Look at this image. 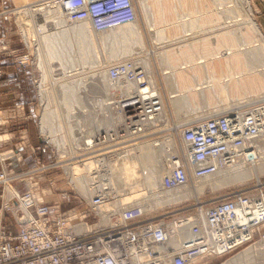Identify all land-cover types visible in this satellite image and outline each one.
<instances>
[{"label": "rangeland", "instance_id": "1", "mask_svg": "<svg viewBox=\"0 0 264 264\" xmlns=\"http://www.w3.org/2000/svg\"><path fill=\"white\" fill-rule=\"evenodd\" d=\"M57 1L55 0V4H58ZM171 1L172 0H170L168 3L171 6L170 8L171 11L165 14V22L172 20L176 25L174 23L166 24L163 22L164 19H161L163 21L159 20V18L157 17L160 11H158V9H156L155 7H154L155 8L154 11L155 12L157 11L156 14L154 11H151V9H149L151 8V6L156 5V3H154V0H132L133 7L135 8L134 10L136 11V16H137L136 21L139 25L141 32V40H143L137 43L138 45L137 47H135L133 52L135 55H132L129 58L116 61L113 63H105L104 65L101 66L91 65L92 69H87L84 71L80 70L81 72L79 73L75 71L76 74L72 73L73 75L71 77H66V78L64 77L62 79H61L62 75H58L54 77L56 81H54L55 83L53 82V84L56 86L58 84L68 85L70 87V89H68L69 92L73 90L75 91V89H71L73 85H75L73 88L76 87V91L78 92L75 93L78 94L80 98V102L78 104L70 103L74 106L73 110L72 108L69 109L65 107L64 109L63 107L64 114L61 113V122L59 120V122L57 123V125H59L58 126L59 129L58 127L56 128L58 131L56 132L52 130V133L51 132L48 133L44 129L45 122L43 121V114L46 107L48 108V106L50 105L51 108L49 107L48 109L54 111L55 105H53V103L46 104L45 103L46 101L43 100L41 95V90H42L40 84L41 81L39 79L38 70L37 72L35 70L37 69V62H36L38 56L37 49L38 46L40 45L41 47V44H43L44 42L43 41L44 39L42 38H44L45 32L51 34V32L49 31H52V34H58L57 32L58 30L63 32L66 29V27H64L63 24L60 22L61 20L59 19V17L55 15L53 17L54 18L53 22H49L46 19L47 16L44 14V12L47 11L46 13H48V11H54L56 7V5L51 4L49 0H45L44 2H42L41 4L44 5L43 6L41 5L42 7L40 8L38 6H36L37 8L34 6L36 9H39V11L36 12L33 11L34 9L32 7L35 2L34 0H28L26 2L25 1L20 2L19 0H0V25L7 26L6 28L8 29V32H11L10 36L12 37L14 36L15 38V39L0 38V60L1 59L10 60L12 62V65L16 69L26 70L29 68L33 72L32 78L35 89V96L33 97V102L29 101L26 104L28 107L32 105L31 106L32 109H30V113H29L30 118L28 117L29 119H31V121L28 119L30 121V122L28 121V123L32 125L31 128L34 131L32 132L33 136L32 137L28 136L27 139L29 143L32 144L31 141H33V138L35 137L37 131V136H39V139L41 138L42 140V143L34 149L33 155L28 156L25 153L26 148L23 149V147L21 148L19 147V149L12 148L6 151L4 145L12 141V139L6 136V134L2 132V127L5 126L6 122L5 121L3 122V120L0 118V156H6L5 159L7 160L4 166H2L0 163V170H2L3 167L7 168L8 171L7 173L9 174V179H10L9 184H7L4 187L0 195L5 193L7 194L6 192L7 187L13 186L14 189L19 193V195H24L28 192H33L38 194V197H40V201L44 205H47L49 206V208H51L53 212L52 215L53 217H55L59 213H62V215H67L71 213L77 216V219H80L87 212L88 202L90 201L91 196L94 195V192L90 191L91 188L88 187L87 182L86 185L85 183H83L82 186L79 188L77 187L76 184L72 183V180L78 176L81 177L83 174L85 176L91 174L90 176L92 179L94 178V176H97L96 174L97 170H95L94 167L91 166L92 164L89 165L91 162L84 163L82 159H76L77 157L85 155V153H83L84 149L82 147L83 144L81 139L82 137L84 136L87 137L90 133L91 136H94L95 138L98 139L99 136L103 137L108 134V136L111 138L110 139L107 138V140H105V142H107L108 144L106 145V148H111L115 145L119 146L120 144L123 145V148L125 147L134 148L138 145L144 146L146 144L150 146V145H154V143L156 145L160 144L159 146H161L162 141H165V143H167V141L172 140V142H174L176 146V149L179 152L183 149L182 143L178 142L179 134L176 129L180 127L179 125H181L184 128H189L188 126H190L191 124H196L197 122L204 121L205 119L196 120L198 119L196 115L201 114L202 111L208 112L209 110L208 108L212 105L206 99H204L206 97L200 96L199 98V96H196L195 99H197L198 101L197 100L192 101L187 105L185 110L184 109L180 110L181 112L178 111V109L176 110L175 107L171 105V101L178 100L177 98L175 99V97L181 94V90L178 89V91H172V92L168 90L166 84V76L167 75L170 76V75L168 74L169 71L168 70L164 71V68L161 65L160 55L169 51H174V52L185 51L187 49L194 47L195 45H200L203 41H206L211 49H216L217 47H219L217 43V39L219 36H222V34L223 35L228 34V36L230 37L237 38L238 36V38H240L250 28L248 27L247 29V24L248 23L250 24V22L247 16V12H246L247 10H245L247 6L245 8V5L242 0H209L210 4H208L207 7H202L201 1L197 0L195 9H192L195 6L193 0H192L193 1L192 7H191L192 4L189 3V1L187 2H184V0H174L172 2ZM248 1L251 9L250 11L251 16L254 19L255 23L257 24L260 33L264 37V0H248ZM146 9H149L147 14L145 12ZM58 11L60 10L58 9ZM30 12L32 14L34 13V15L37 16L38 22L35 23V21H33V19L29 17L31 14ZM218 19H220L221 22L218 23ZM37 23L45 24V28L44 27L42 28L40 25H37ZM69 23L70 22H68L67 25H70V27H72V24ZM77 25L78 24H76V26ZM153 26H155L156 28H153ZM36 28L38 29L36 30ZM157 28L161 29L162 30L161 32L164 31L163 32L164 36H161L162 42L159 40L160 37H157L156 32H154ZM191 30H193V32H191ZM87 31H91V28L89 27ZM185 31L187 33H185ZM42 32L44 35L42 34ZM108 32H106V35L110 33ZM192 34L193 36H191ZM17 35L19 37H17ZM71 35H75L78 37L82 35V32L79 30H75L74 33V30H72ZM106 35L103 34L102 36H100V38L104 39L108 37ZM173 35H177L179 40L178 38L172 37ZM251 39L252 38H250L249 40ZM253 40L254 39H252L251 41ZM92 41L94 43L91 42L92 43L91 48L96 50L97 54H99V52L101 54L102 52L104 55L107 52H109L107 46L105 45L99 46L98 43L95 42L97 40H94V38H92ZM79 42L81 43V40L80 41L75 40L74 47L72 48V50H70L71 53L69 59L71 61L72 58H75V60H77L76 62H78V59L80 58V56H78L77 53L76 55L73 53V50L77 48ZM61 43H63V41ZM237 43L247 44V42L244 43L237 42ZM86 47H89V45L84 44V49ZM110 50H112L111 53L115 52L114 48H111ZM92 55L93 54H91V56ZM189 55L187 54L186 57H189L190 59L192 58L198 59L201 56L199 54H194V55L189 54ZM76 62H74V64ZM55 63L56 61L52 62L51 68L52 69L55 68L54 70H57L58 68L60 69V65ZM134 64H138L140 67L142 66V68L145 69V71L149 74L151 81L153 80L152 81L153 85L158 89L159 93L161 94V101L164 105V111H165V115L163 116L164 120H161V122L158 123L157 125L155 124L154 128L148 131L150 133L152 132L155 133L154 134L145 133L144 134L145 138H143V135H140L142 137L137 136L139 137L138 139L137 137L131 138V135H129V130H132V127H130L129 125L130 122H127L125 120L120 121L118 117L114 116L115 111L109 110L108 113L107 110H105V108L103 110L101 109L104 105L106 106L108 105L110 106L109 108H111L113 105L119 103L120 97L117 98V96L121 94L120 89L124 88L127 84H120V89L118 88L115 90L111 89V91L109 90L106 91L107 85L106 83L102 84L103 80L102 82L99 81L95 82L94 80H91V82H89L90 80H87L86 78V77H91V75L92 77H94V75L95 77H98L99 73L102 72L105 73L104 72L105 70L123 68V67L133 68ZM261 64H264V62H262ZM178 65H179L178 63H174L173 65V67H175L174 69H176ZM193 72L195 73L197 72V70H194ZM137 74H140L139 77L141 78L144 76V72L142 71L141 68H139ZM201 74H202L200 76L201 79H196L195 81H193L192 82L193 85H197L202 82H207L211 76V74H208L207 71H204V73ZM2 75H3L2 67L0 65V77ZM79 80L82 81L87 80V83L92 84V87L90 88V86H88L89 87L88 88L87 85L84 86L83 85L84 83L80 82ZM68 83L71 85H69ZM53 84H50V81H47L46 88H48V92L51 91L50 89H52V87H54ZM147 84L148 82L144 80L142 84H138V87H140L141 89L144 85ZM80 85L84 88H82ZM77 86L79 87L77 88ZM64 91H65L64 89L63 91H60V94L61 92ZM92 91H94L95 93L91 94ZM150 91L152 90L150 89ZM244 91H243L244 95L242 97L244 101L239 102V99L238 100L236 99L237 101L235 100V107H232L228 110H222L220 113L217 112L215 113V115L214 114L213 115L219 116L224 114H251L253 111H255L258 108V106H264V97H262L263 99L261 98V100L257 101L256 103L254 100L253 101L251 100L253 97H255V95L254 96L251 95L253 93L259 92L260 95L261 93L264 94V83L261 86L256 85L254 89H248ZM185 92L186 91H183L182 94H185ZM188 92L189 91H187L186 94H190V92L189 93ZM194 92L199 93L195 89ZM108 93H110L109 98L107 97ZM112 93H116L118 95L112 97ZM63 95H65V93ZM122 96H123L121 97L122 102L129 100L130 99L129 97H131V95L127 93L122 94ZM131 98H133V96ZM229 98H231V96H228V99ZM61 104L63 105V102ZM65 110L66 112L68 110H69L68 112H70L67 113L68 119L65 116L66 115L65 114L66 112H64ZM213 115L210 114L209 116H207L208 118L206 119L213 117ZM126 116L128 115L126 114ZM72 119L73 121H70ZM104 119L114 120L115 121L113 124L114 129L110 130L111 128H107L105 131H100L99 129L100 121ZM59 123L60 124L62 123L63 125L62 124L60 125ZM72 123L74 124L73 132L69 126ZM67 126H69L68 128L70 130V134L73 133L77 134V136L73 134L74 143L71 145L69 143V140H67L68 139L66 135L68 133L66 130ZM182 127L179 128L180 131ZM61 128L62 130L64 129L65 130L59 131ZM159 129L160 132L158 131ZM113 133L115 134V136H111V134ZM17 138L23 140L22 138L24 137L19 136ZM54 140L55 141L57 140L58 142L57 141L55 142ZM142 143H144V145ZM260 143L261 142H258L257 145L259 146ZM75 145H77L76 148ZM261 145H262L261 147L264 148L263 143H261ZM165 146H167V144H165ZM258 146L255 145V148L257 149L256 155L258 154L256 156L257 163L251 165V168L246 167L250 171H253L252 174L253 177L251 176L252 178L245 182L243 181L241 183H234L231 185L223 186L218 189H212L211 187H207L204 190H201L200 184L203 183L204 180L202 181H199L197 179L195 180L192 176H190L188 186L179 190V191H187L190 194V197L186 199H182L181 202L170 204V202H168L164 196H159L156 198L157 199L156 204L154 203V205H151L150 200H147L148 201L147 202L142 199L143 197L142 198L140 197V195L142 194L144 195V193H146L145 192L146 189H150V184L147 183L148 182L147 179L143 183L144 190L134 195L136 197L135 201L127 200L128 198H131L133 196L132 195L129 196L127 199H123L122 205L125 206L129 204H133L131 206V209L128 210V212L132 214L141 213L139 209L142 208L141 209V211H143L142 213H145L146 216L148 217L151 216L154 217L163 214H171V216L175 215V216H181L187 218L192 214L198 213V209L200 207L201 208L210 207L213 203L219 201L220 199L226 197L227 195L229 196L236 193L255 194V192H257L259 189L264 188V170L263 171L260 170L261 165L264 163V150L263 151L259 150ZM93 152L94 151H91V153ZM172 153L174 152H170V154ZM134 154L136 160L137 154L136 153ZM75 167L81 170V172H78L77 174L75 173L74 175L73 173L71 174L70 172H73ZM88 170L90 172H88ZM140 170L142 171V169ZM84 171L85 173H83ZM117 178L118 177L116 176V179ZM112 180H114V177L112 178ZM206 181L208 180L206 179L205 182ZM82 187L85 190L87 189L86 190L87 192L88 191L90 192H88L87 194L83 189L81 190ZM194 189L196 190V194L193 193ZM199 190H201L202 192L201 195L197 193V191ZM114 191L116 193H113V195L119 194L118 189L117 191L116 189H114ZM156 191L160 192V190H156ZM173 191H178V190H173ZM4 204H5L4 202L2 204V201H0V210L2 209L3 207L2 205ZM147 208L148 210H145ZM116 212H119V209ZM5 216L7 222H10L9 225H12L13 227V229L10 228L11 231L14 234L18 233L19 229L15 220L11 215V211H8L6 208H5ZM94 217L95 216H91L89 218H92L91 221L93 224L98 225L100 220ZM76 223H78V221H76ZM102 225L107 226L106 224H102ZM186 230H187L186 232L188 233L190 231V227H186ZM173 245H178V243L174 242ZM198 257L200 258L201 256L199 255ZM189 263L264 264V225L259 229V231L256 232L252 242H249L244 246H240L231 252L222 255H218L215 254V252H213L212 255L201 257L198 260L189 261Z\"/></svg>", "mask_w": 264, "mask_h": 264}, {"label": "built area", "instance_id": "2", "mask_svg": "<svg viewBox=\"0 0 264 264\" xmlns=\"http://www.w3.org/2000/svg\"><path fill=\"white\" fill-rule=\"evenodd\" d=\"M57 2L60 12L66 16L68 22L71 24L88 22L91 29L99 34L129 25L137 17L132 0H58ZM126 70L127 67L113 69L112 76H121L113 90L120 89V84H127ZM137 72L129 73L131 75L128 74L127 79L142 84L144 76L139 77L140 74ZM145 86L140 89L137 85V88L129 93L133 98H126L129 100L125 102H122L124 88H121V94L114 93L118 95L117 98L120 97V102L111 108L108 105L101 108L115 111L114 116L118 118L119 114H124L125 118L120 121L130 122L131 138L150 133L148 123L159 119V116L147 117L153 113L151 107L159 106V97L149 91L151 99L144 97L139 99L141 90H145L143 89ZM149 100H155L152 102L153 105ZM148 105L150 111L147 110ZM150 127L153 128L154 125ZM188 127H182L181 131L179 128L176 129L179 134L178 142L182 143L183 149L178 152L179 158L171 155L174 157L172 159L170 157L167 161V164L171 162L172 165L169 166L171 172L165 187L163 185L166 191L188 186L190 176L195 180L205 178L216 174L221 167L231 168L240 161L247 164H253L250 161L253 159L257 161L255 145L258 146L256 143L264 139V106H258L251 114L216 115ZM107 138L111 137L108 134L99 136L98 139H94L91 146H85L82 141L83 153H85L81 156L82 160L84 163H96L94 169L97 170V176L92 179L91 174H88L90 191L94 192V195L88 202L87 212L80 219L71 213L67 215L59 213L53 217L51 208L44 205L38 194L33 192L24 195H19L17 192L8 203L3 200L4 194L0 195V201L2 204L5 203L0 210V264H133L134 260L137 262L139 259H144V264H192L189 263V258L194 256L193 253L204 257L212 255L213 252L218 255L231 252L253 241L256 232L259 231L253 227L259 224L263 226L264 188L259 189L255 194L227 195L210 207L199 208L198 213L187 218L171 216V214L154 216L155 218L148 217L145 213L132 214L127 211L133 204L121 205L118 212L120 222L109 223L108 226L102 225L104 219L101 208L122 202L121 199L124 197L120 194L113 195L116 192L111 185L104 186L105 181L107 183L109 181L107 180L109 177H105V174L115 175V170L106 166L105 162L109 157L115 161L120 157L121 151L128 148H123L122 144L106 148ZM5 157L0 156L2 166L7 161ZM131 159L135 161V154H131ZM98 162L101 164L100 169L97 168ZM7 172L5 167L0 170V194L9 184ZM142 174L145 175L146 172L142 171ZM116 176L114 179L121 182L120 176L117 174ZM5 208L11 211L18 226L19 230L16 234L11 231L13 227L6 220ZM91 216L100 220L99 226L92 223V218H89ZM189 218L203 219L206 235L202 236L198 229H194L198 234L196 242L194 238L185 242L189 244L184 249L173 248L170 244L172 227H175V230L180 229L182 233ZM200 244L204 250L201 249L202 246L198 247Z\"/></svg>", "mask_w": 264, "mask_h": 264}, {"label": "bare ground", "instance_id": "3", "mask_svg": "<svg viewBox=\"0 0 264 264\" xmlns=\"http://www.w3.org/2000/svg\"><path fill=\"white\" fill-rule=\"evenodd\" d=\"M19 1L20 2L21 1L26 2L28 0H19ZM34 1L35 2H34L32 7L34 9L33 11L36 12V11H39V9H36L37 8L36 6H38L39 8L42 7L44 4H41V3L44 2L45 0H42V1L41 0H34ZM49 1L51 2V4H55V0H49ZM169 1L170 0H154V3H156V5L151 6V8H149V9H151V11H154L155 8L158 9V11H160V13H159L157 18H159V20L164 19V21L163 20H161V21H163L166 24L167 23H174V21H172V20L165 22V14H167L169 11H171V9H170L171 6L168 4ZM172 1H174V0H172ZM187 1H189V3L192 4V5L190 4L191 7L193 6V1H194L195 6L192 9L196 8V1L197 0H193V1L192 0H184V2H187ZM199 1H201L202 7H207L208 4H210L209 0H199ZM242 1L245 5V8L247 6V8L245 10H247L246 12H247V16H248V19L250 22V24L249 23L247 24V29H248V27H250V28L248 29V31L246 33L243 32L244 34L240 38H238V36L236 38V37H230V36H228V34L227 35L222 34V36H219L217 39V43H218L219 47H217L216 49H211L209 47L208 43L206 41H203L200 45H195L194 47L187 49L185 51H176V52L169 51V52H165V53L160 55V63L162 65V67L164 68V71L168 70L169 71L168 74L170 75V76H168V75L166 76V84H167L168 90L170 92L178 91V89L181 90V94H179L178 96L175 97V99L177 98L178 100L171 101V105L174 106L176 110L177 109H178V111L183 110V109L185 110L189 103L197 100V99H195L196 96H199V98H200V96L206 97L204 99H206L212 105L208 108L209 109L208 112L202 111L201 114H197L196 116L198 119H196V120H199V119L203 120V119L208 118L207 116H209L210 114L215 115V113H217V112L220 113L222 110H228L232 107H235V100L236 99L237 100L239 99V102L244 101L242 98L244 95V92H245L244 90L254 89L256 85L261 86L264 83V64H261L262 62H264V37L260 33V30H259L257 24L255 23L254 19L251 16V12H250L251 9H250V5H249V1L248 0H242ZM132 5H133V2H132ZM57 6H56L57 8L55 7L54 11H48V13H46L47 11H45L44 14L47 16L46 19L49 22L54 21V18H53L54 15L59 17V19L61 20L60 22L63 24L64 27H66V29L63 32L58 30L57 31L58 34H52V31H49V32H51V34L48 32L47 33L45 32V35H44L42 32V34L44 35V38H42V39H44L43 40L44 42L42 41L43 44L40 43L41 47L39 45L38 49H37L38 52L36 51L38 53V56H37V61H36L37 62V69H35V70H36V72L38 70L39 79L41 81L40 84H41V88H42V90H41L42 98L44 101H46L45 102L46 104L47 103H53V105H55L54 111H51L50 109H48L49 107L51 108V105L48 104L50 106H48V108L46 107L44 114H43V121L45 122L44 129L48 133L49 132L52 133V130H54L56 132L58 131L56 128L59 125H57V123L59 122V120L61 122V113L64 114L63 110L65 109V107L69 108V109L72 108V110H73L74 106L70 103L78 104L80 102V98H79L78 94H76L78 91H76V87L73 88L75 85L72 84L73 87L71 86L72 87L71 89H75V91L73 90V91L69 92L68 89H70V87L68 85H59V84L57 86L54 85L53 82L56 81V79L54 77H56L58 75H62L61 79L64 77L65 78L71 77L74 73L76 74V72H78V73L81 72L80 70L84 71L87 69H92L91 65L101 66V65H104L105 63H113L116 61H120V60L129 58L130 56L135 55L133 52H134L135 47H137V45H138L137 43H139L140 41H143V40H141L140 28H139V25H138L136 20L129 25L122 26V27L116 28L112 31H109L110 33L108 32L109 34H107V35H106V32L102 33V35L104 34L108 37L101 39L100 38V36H102L101 34L94 32L92 29H91V31H87V29L89 27L91 28V26L88 22L87 23L86 22L85 23H74V24H72V27H70V25H67L68 19L66 18V16H63L62 12L58 11L59 4H57ZM149 9L145 10L146 14L148 13ZM185 9H188V8H185ZM18 11H20V10H18ZM156 12H155V14H156ZM29 17L32 18L33 21H35V23L38 22L37 16L34 15V13L33 14L31 13ZM220 19H218V23L221 22ZM248 19H247V21H248ZM76 24H78V25L76 26ZM37 25H40L42 28L43 27L45 28V24H43V23H40V24L37 23ZM34 27H35V25H34ZM38 28H36V30ZM153 28H156V27L153 26ZM40 30H41V28H40ZM72 30H74V33H75V30H79L82 32V35H80L78 37L75 35H71ZM195 30H197V29H195ZM84 31H85V34H84ZM161 31H162L161 29L157 28L154 32H156V36L160 37V39L159 38L158 39L162 42L161 36H164V33H163L164 31L163 32H161ZM188 32H190V31H188ZM191 32H193V30H191ZM55 33H56V31H55ZM185 33H187V32L185 31ZM191 36H193V34ZM172 37L178 38L177 35H173ZM92 38H94V40H97L95 42H97L99 46H102V45L107 46L109 52H107L104 55L102 52H101V54H100V52H99V54H97L96 50L91 48V45H92L91 42H93ZM250 38H252L254 40L251 41L252 39L249 40ZM255 38H257V39H255ZM258 38H259V40H258ZM39 40H40V37H39ZM75 40H79V41L81 40V43L79 42L77 45V48L75 50H73V53L75 55L77 53L78 56H80V58L78 59V62H76L77 60H75V58H72V61L69 59V56L71 53L70 50H72V48L74 47ZM178 40H179V38H178ZM239 40H242V41H239ZM62 41H63V43H61ZM237 42H239V43L240 42H243V43L247 42V44H238ZM84 44H88L89 47H86L84 49ZM46 48H47V50H46ZM111 48L115 49L114 53H111L112 52V50H110ZM188 50H189V52H188ZM91 54H93V55L91 56ZM187 54L188 55L189 54H193V55L199 54L201 56L198 59L197 58L196 59H193V58L190 59L189 57H186ZM101 55H103V56H101ZM60 60H61V62H60ZM62 60H63V62H62ZM54 61H56L55 64L60 65V69L58 68L57 70H54L55 68H53V69L51 68L52 62H54ZM94 61H95V63H94ZM74 62H76V63L74 64ZM174 63L179 64L176 69H174L175 67H173ZM147 67H149V66H147ZM139 68H141L142 71L144 72L143 80H146L148 82V84L143 88L145 90H141L139 99L143 98V97H144V99L145 98L151 99L149 96L150 95V93H149L150 89L152 90L153 94L160 97L159 98L160 99L159 100L160 101L159 106L155 105V106L151 107L152 108L151 111L153 113L147 115V117L159 116L158 120L154 119L148 123L149 129L151 130L152 129L150 127L151 125H155V124L157 125L158 123L161 122V120H164L163 116L165 115V111H164V105L161 101V94L159 93L158 89L153 85V82H152L153 80L151 81L149 74L145 71V69L142 68V66L140 67L138 64H134L133 68L127 67L126 74H125V76H126L125 82L127 83V85L124 87L122 94H124V93L129 94L130 92H132L133 90H135L137 88V85H138L137 81L128 80L127 75L129 73L132 74V73L137 72L139 70ZM194 70H197V72L194 73L193 72ZM204 71H207L208 74H211L208 81L199 83L197 85H193L192 82L195 81L196 79H201L200 78V76L202 75L201 73H204ZM104 72L106 74L103 72L99 73L98 77H95V75L93 74L94 77H92V75H91V77H86V78H87V80H90L89 82H91V80H94L95 82H98V81L102 82V80H103L102 84L106 83V85H107V86L105 85L106 91H108V90L111 91V89L116 87L115 83L120 79L121 76H119V77H118V75L115 77L112 76L113 69L112 70L111 69L105 70ZM221 75H222V77H221ZM87 80L86 81L85 80H83V81L79 80V81L84 83L83 84L84 86L87 85V87L90 86V88H91L92 84H88ZM47 81H50V84H53V86H54V87H52V89H50L51 91H49V92H48V88H46ZM69 85H71V84H69ZM110 85L112 86V88ZM78 87L79 86H77V88ZM82 88H84V87H82ZM63 89L65 91L61 92V94H60V91H63ZM194 89L197 90L199 93H195ZM66 91L69 93H67ZM183 91H186V92L189 91L190 94H186V92H185V94H182ZM62 93L63 94L65 93V95H63ZM93 93H95V92L92 91L91 94H93ZM109 95H110V93H108V96H107L108 98H109ZM251 95L252 96L255 95V97H253L251 99L252 101L254 100L255 103L257 101L261 100L262 97H264V94L261 93V95H260L259 92L253 93ZM115 96L116 95L114 93H112V97H115ZM228 96H231V98L228 99ZM101 97H104V96H101ZM47 100H48V102H47ZM218 100H221V101H218ZM81 101H83V100H81ZM132 101H134V100H132ZM149 101L151 103L155 102V100H149ZM62 102H63V105L61 104ZM237 104H238V102H237ZM152 105H153V103H152ZM75 106H77V105H75ZM78 106H80V105H78ZM149 106L150 105H148V107H147L148 111H150ZM63 107H64V109H63ZM158 108H160V109L156 110ZM72 110H70V111H72ZM68 111L67 112H66V110L64 111V112H66L65 113L66 118L68 116L67 113H70ZM107 112H108V109H107ZM63 118H65V117H63ZM124 118H125L124 114H121V115L119 114V120L124 119ZM70 121H73V119ZM114 122L115 121L112 119L101 120L100 125H99L100 128L99 127L98 128L99 129H102V128L114 129V125H113ZM94 123H96V122H94ZM197 123H199V122H197ZM79 124H80V122H79ZM69 126L73 132L74 124L72 123ZM69 126H67V128H66V130L68 132L66 135L68 138L67 140H69V143L71 145L74 143L73 142V137H74L73 134H75V133L70 134V130L68 128ZM58 129H59V127H58ZM61 130H62V128L59 131H61ZM64 130H62V131H64ZM158 131L160 132V129ZM152 133L154 134L155 132H152ZM152 133H150V134H152ZM51 135H54V134H51ZM75 136H77V134H75ZM140 137H142V136H140ZM143 138H145L144 135H143ZM81 139L85 143V146H91L95 137L91 136L89 133V135L87 137L84 136ZM63 142H65V141H63ZM154 142H156V141H154ZM258 142H261L264 145V139H262ZM164 143H165V141H162L161 146H159L160 144L156 145L155 143H154V145H150V146L147 144L144 145V143H142L144 146L138 145V146H136L137 149H135V147L133 149H130L129 147L123 149L121 151L122 153H121L120 157L118 159H116L115 161L113 158L109 157L108 160L105 162V165L108 166L110 169L115 170V175L112 176V175L105 174V177H109L107 179V180H109L108 181L109 184L107 183V181H105L106 184L105 185L103 184V185L106 187H109L111 185V188H115V189L118 188V193L121 196H124L121 200L127 199L129 196L133 195L131 198H128L127 200L128 201L129 200L135 201L136 197L134 195H136L137 193L144 190L143 189L144 188L143 183L145 180L148 179L147 183L150 184V189H146V191H145L146 193H144V195L143 194L140 195V197L141 198L143 197L142 199L144 201L150 200L151 205H154V203L156 204V200H157L156 198L159 196H164L166 198V200L168 202H170V204H173L176 202H181L182 199H186V198L190 197V194L187 191H179L186 186L180 187V189H176L178 191H173V190H167L166 191L163 189V185L166 183V181L170 175V172H171V169H169V166L172 165V163L169 162L167 164L168 159L171 157L172 154H175L174 156H177L179 158V156H178L179 151L176 149L174 142H172V140L167 141V143H165V144H167V146H165ZM261 143L258 146V148H259V150L263 151L264 148L261 147L262 146ZM76 146L77 145H75V148H76ZM170 152H174V153L170 154ZM134 153L137 154V159L135 161H132L131 154H134ZM174 156H172V157H174ZM172 157H171V159H172ZM253 157L255 158V155ZM76 159H82V157L80 156V157H77ZM250 161L253 164L257 163V161L254 159L250 160ZM253 164H247L245 162L240 161L239 163H237L235 166H233L231 168L230 167H223V168L221 167L218 169V172L216 174H213L211 176H206L205 178H199L197 180H199V181L204 180L203 183L200 184L201 190H204L207 187H211L212 189H218V188H221L223 186L231 185L234 183H241L243 181L245 182V181H247L253 177L252 176L253 171H250L249 169L246 168V167L251 168V165H253ZM89 165H91L92 167H95L96 163L91 162ZM97 168H99V169L101 168V164L99 162L97 163ZM71 169H69V170H71ZM140 169H142L143 172L146 171L147 173L145 175H143L142 171ZM260 170H262V171L264 170V163L261 165ZM78 172H81V170H79L75 167L74 171L70 172V173L71 174L73 173L75 175V173L77 174ZM83 173H85V171ZM116 174H119V176H120L119 181H121V182H117L116 179L112 180V178H110V177L115 178ZM206 179L208 181L205 182ZM88 181H89L88 176H85L83 174L81 177L78 176V177L74 178L72 180V183L76 184L77 187L80 188L83 183H85V185H86V182H87L88 187H91V184ZM76 185H75V188H76ZM121 185H124V186H121ZM82 189H83V187L81 188V190ZM83 190L88 194L89 191L87 192L86 191L87 189L86 190L83 189ZM156 190H160V192H157ZM201 190L197 191V193L199 195L202 194ZM6 192H7V194L5 193L3 195V200H5V203H8L16 195L17 191L14 189L13 186H8ZM125 192H128V193H125ZM193 193L196 194L195 189L193 190ZM121 205H122V202L103 206L101 208V211L103 213V219H104V220H102L103 221L102 224H106L108 226L109 223H113V224L119 223L120 221L118 219V212H116V211L119 209V207ZM130 209H131V207L128 210H130ZM141 209L142 208H140L139 211L142 213L143 211H141ZM145 210H148V208ZM110 213H111V215H109ZM201 216L202 217L204 216L202 209H201ZM196 220H199V222H196ZM187 221L188 222H187L186 226L184 227V230L182 233H181L180 229L175 230V227H172V240H171L170 244L173 248H180L181 247V249H184L187 247L186 245L189 244L188 242L187 243H185V242L192 240L194 238H196L194 240L196 242V240H198V234L194 232V229H198L200 232V235H202V236L206 235V225H205V221L203 219H200V218H198V219L191 218L190 219L189 218V219H187ZM186 227H190V231L188 233L186 232L187 231ZM261 227L262 226H260V224H259L255 227H253V229L259 230ZM174 242H177L178 245H173ZM201 246L202 245L200 244V246H198V247H201ZM201 249L204 250L203 246ZM202 254H203V252H202ZM193 255L194 256L189 258V261H193V260H195V258H196V260H198L197 259V258H199L198 253L197 254L193 253ZM166 259H167V257H166ZM133 264H144V259H139L137 262H136V260H134ZM146 264H148V263H146Z\"/></svg>", "mask_w": 264, "mask_h": 264}, {"label": "crops", "instance_id": "4", "mask_svg": "<svg viewBox=\"0 0 264 264\" xmlns=\"http://www.w3.org/2000/svg\"><path fill=\"white\" fill-rule=\"evenodd\" d=\"M6 27L0 25V38L15 39L14 36H10L11 32H8ZM17 37L19 36L17 35ZM0 65L3 74L0 77V118L6 122L2 127V132L12 139L4 147L6 151L23 147V149L26 148L25 153L28 156L33 155L34 149L42 143L41 138L39 139L37 136V131L31 141L34 145L30 144L27 139L28 136H33L32 132L34 131L31 128L32 125L28 123L29 120L31 121L29 113L32 105L28 107L26 104L29 101L33 102L35 96L33 72L29 68L26 70L16 69L10 60L1 59ZM19 136L24 137L23 140L17 138Z\"/></svg>", "mask_w": 264, "mask_h": 264}]
</instances>
